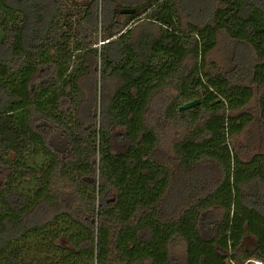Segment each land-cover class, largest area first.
I'll use <instances>...</instances> for the list:
<instances>
[{"label": "trees", "instance_id": "obj_1", "mask_svg": "<svg viewBox=\"0 0 264 264\" xmlns=\"http://www.w3.org/2000/svg\"><path fill=\"white\" fill-rule=\"evenodd\" d=\"M101 2L90 27L100 0H0V264L264 262V151L234 145L264 125V0ZM143 21L158 31L134 39ZM223 33L249 64L211 58ZM90 57L117 87L86 118Z\"/></svg>", "mask_w": 264, "mask_h": 264}, {"label": "rangeland", "instance_id": "obj_2", "mask_svg": "<svg viewBox=\"0 0 264 264\" xmlns=\"http://www.w3.org/2000/svg\"><path fill=\"white\" fill-rule=\"evenodd\" d=\"M70 4L72 5H84L88 4L90 0H68ZM102 0H100L99 3V12L95 13L93 15V19L91 18L90 22L86 24V26H92L93 22L97 23H105L108 22V19L105 20V15H103V9H102ZM133 31H134V39L141 35L142 33L147 31V28L153 33L158 31V27H155L154 25L148 23V22H138L136 24H132ZM99 28L101 29V25L99 24ZM102 34L99 31V44L100 47L101 43H103L102 40ZM8 48L6 46L0 47V57L8 56ZM242 57V60L245 64H249L253 58L254 55L252 53V50L244 45L235 43L234 41L230 40L229 37L223 33L220 36V44L217 47L216 51L211 56L212 59L219 62L221 65L230 64L232 61H234L236 58ZM90 64H91V73L86 75L81 80V86L84 90V102L81 109V114L88 118L92 113L96 110V107L99 109L102 106V100L105 98L106 100L109 98V96H112L116 87H117V80L116 79H104L102 75L100 74V59H96L95 57L89 58ZM188 63H192L191 60H189ZM168 94V93H167ZM169 95V94H168ZM165 99L164 93L156 94L150 104L151 108H159L161 107L163 100ZM252 110L254 112H257V105L256 100L253 102L251 106ZM183 132V127H172L171 129H168L165 134L164 138V144L166 150L169 151V153H172V141L179 135H181ZM49 137V141L54 143V145H60L61 140L59 137L58 132L54 129H50L47 133ZM234 145L238 152H240L241 156L245 159L250 157L252 154L264 151V125L256 122L248 127L245 133L242 135H239L234 140ZM114 148L116 150L124 149L123 139H116L114 143ZM43 207L40 208L38 211V218L43 220L47 215L50 214V212L54 211L53 207L48 206L47 209L42 211ZM42 211V212H41ZM222 215V211L220 209L212 210L208 216L210 220H218ZM212 232V229H211ZM210 233V232H209ZM253 241L249 240L248 244L249 247H253ZM172 251L177 256H184L186 252V243L183 241H178L175 245L172 246ZM263 263L261 261L252 259L248 260L246 264H259Z\"/></svg>", "mask_w": 264, "mask_h": 264}, {"label": "water", "instance_id": "obj_3", "mask_svg": "<svg viewBox=\"0 0 264 264\" xmlns=\"http://www.w3.org/2000/svg\"><path fill=\"white\" fill-rule=\"evenodd\" d=\"M199 103H200V99H198V98L189 100V101L185 102L183 105H181L179 110L184 111V110L190 109L192 107H195Z\"/></svg>", "mask_w": 264, "mask_h": 264}, {"label": "bare ground", "instance_id": "obj_4", "mask_svg": "<svg viewBox=\"0 0 264 264\" xmlns=\"http://www.w3.org/2000/svg\"><path fill=\"white\" fill-rule=\"evenodd\" d=\"M259 264H263V263H259Z\"/></svg>", "mask_w": 264, "mask_h": 264}]
</instances>
